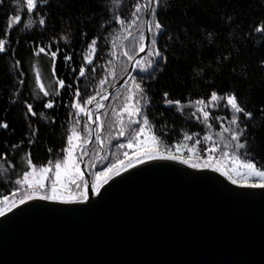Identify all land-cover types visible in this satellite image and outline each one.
Segmentation results:
<instances>
[{
    "label": "trees",
    "instance_id": "obj_1",
    "mask_svg": "<svg viewBox=\"0 0 264 264\" xmlns=\"http://www.w3.org/2000/svg\"><path fill=\"white\" fill-rule=\"evenodd\" d=\"M23 1L0 2V47L6 49L0 53V124L7 123V128L0 127V149L7 157L0 159V200L17 192L16 181L30 159L37 168L54 167L62 162L74 130L81 142L90 138L91 131L85 127L87 117L76 115L70 106L74 103L72 90L66 93L56 88L59 96L45 97L36 83L38 75L46 90L52 91L57 78L63 79L79 88L85 100L96 96L99 101L118 83L125 85L113 91L99 114L103 124L101 146L94 140L83 147L87 167L93 162L97 165L90 169V175L98 171L100 163L101 168H107L127 159L125 143L133 140L134 130L144 125L145 118L149 124L144 126L162 150L169 151L186 140L199 154L216 147L264 169V34L255 28L264 24V0H50L44 9L49 18L46 28L35 27L37 21L31 13L25 14ZM138 6L142 10L137 14ZM20 8L22 14H16ZM149 12L153 14H148L147 49L128 79L130 60L144 42ZM16 15L23 17L22 25L9 26ZM25 17L32 25H24ZM116 18L126 23L121 26ZM157 20L163 26L160 30L154 28ZM93 39L98 45L95 58ZM38 46L60 50L57 76L52 75L49 55L34 54ZM155 50L166 59L150 56ZM68 54L73 57L71 61L63 59ZM85 57L94 63L87 64ZM79 67L86 69L84 77L74 71ZM93 67L95 71H87ZM136 84L141 85L140 90ZM212 91L237 93L241 104L253 112L252 120H241V125L248 124L244 149H236L235 141L222 145L227 140L217 136L223 127L235 130L227 119L232 115L227 107L209 109L213 115L204 121L189 114L196 101ZM164 93L179 104L168 105ZM49 100H54L56 107H43ZM28 104L36 115H29ZM130 120L139 123L130 124Z\"/></svg>",
    "mask_w": 264,
    "mask_h": 264
},
{
    "label": "water",
    "instance_id": "obj_2",
    "mask_svg": "<svg viewBox=\"0 0 264 264\" xmlns=\"http://www.w3.org/2000/svg\"><path fill=\"white\" fill-rule=\"evenodd\" d=\"M81 166L86 200L27 199L0 216V264H264V189L150 159L97 194Z\"/></svg>",
    "mask_w": 264,
    "mask_h": 264
},
{
    "label": "rangeland",
    "instance_id": "obj_3",
    "mask_svg": "<svg viewBox=\"0 0 264 264\" xmlns=\"http://www.w3.org/2000/svg\"><path fill=\"white\" fill-rule=\"evenodd\" d=\"M22 3L23 5L21 7L26 6V0H24ZM22 12H23L22 8L17 9L15 11L16 14L19 13L22 14ZM26 18L27 17H25L24 19V25H32L31 21H27ZM15 24H16L15 20L11 19V21L9 22V26H13ZM132 60H130V65ZM126 77L130 79V75L127 74ZM36 83L40 87L41 84L40 80L37 79ZM119 85L120 86H115L113 89L107 91L106 93L104 92L102 94V97L100 95L101 98L99 100V105H100L99 109H98L97 101H94L95 103L94 109H93V104L85 105V108H90L91 113L94 114V115L86 116L87 120H85V127L87 128V130H89V132L91 131L90 138L87 140V142H81L80 136L74 130L71 133V135H69L66 152L61 162L62 163L61 168L56 169L55 166L54 167L45 166V167L37 168L31 164L28 165L24 173L20 176L19 179H17L23 181L24 174L27 173L28 174L27 180L24 181L23 185L17 184L18 190L15 194H13L8 198H4L0 200V208H3L5 211H7L10 208L14 207L15 205L19 204L21 199L24 200L40 199L39 197L42 195L51 196L53 194L52 193L53 185L55 186L56 189L55 195L57 198L55 200L53 199H45V200L59 201V202L80 201V199H76V197H78L81 193L85 191L84 184L86 182L81 165L83 164L85 170L89 172H92L93 169L97 168L95 162H93L90 168L87 167V163H85L82 154V148L86 146L87 143L90 144V142L94 140L99 144V146H101L99 134L103 128V124L101 122L102 120L99 119L96 123H90V121L94 120L96 116H99L100 112L104 108V104L107 103L111 98L113 91L117 88H123L125 86L122 85V82H120ZM105 96L107 97V99L104 98ZM199 107L200 105H196L195 107L192 108L193 111L190 109L189 114H192L194 118H196L197 120L204 121L202 115L197 111ZM217 109L218 108H213L210 110L214 111ZM179 110L181 111L182 109L179 108ZM79 116L82 118V115ZM218 120L221 127H223L224 124L220 121V119ZM140 128L144 129L143 133L139 134L138 136L137 134H135L132 141L130 140L128 141V143H125V151L123 153H128L129 156H132L134 158L136 152H141L142 155L144 156L143 161L150 160L148 159L149 155L152 156L151 159H167L165 157L174 155L177 157V159H168V160L182 164L192 170L213 171L217 173L219 176H221L228 184L234 187H246L243 185L252 182L248 179L251 174L250 169H248L245 166L246 162L249 161H243L238 158H234L233 153L229 152L228 150L222 153L221 151L222 149L212 147V149L208 148L202 155V153L199 154V150L195 146L190 145L186 140H184L181 141L179 144H175V146H173L169 151H166L159 148L156 138L155 139L153 138L155 136L148 130V128H146L144 125L141 126ZM225 128L227 127H223V130L217 135L218 137L227 140V141H223L222 145L226 144L227 142L228 143L233 142L230 138V133L225 132L224 130ZM129 143L132 144L131 148L128 147ZM70 153H71V157L69 156ZM78 157H80L79 160L77 159ZM64 161H67V163H63ZM120 161H124L126 164L129 163L128 158L127 159L124 158ZM183 161H187V163H184ZM101 165L102 164L100 163L99 164L100 167H98V171H95L93 174L89 176L91 182V188H92V184L95 182L96 174L98 172L107 171V168H109L112 164L106 165L107 168H101ZM45 168H48L49 171L45 172L44 171ZM124 170L125 168L121 166L120 172ZM57 173H59L58 177H57ZM114 176H116L115 168H113V172L109 174L108 180ZM232 180H236V183L235 184L232 183ZM41 183L45 184L44 189H40L38 187V185ZM28 185H30L31 187H28ZM77 185H80V187L78 188Z\"/></svg>",
    "mask_w": 264,
    "mask_h": 264
},
{
    "label": "snow or ice",
    "instance_id": "obj_4",
    "mask_svg": "<svg viewBox=\"0 0 264 264\" xmlns=\"http://www.w3.org/2000/svg\"><path fill=\"white\" fill-rule=\"evenodd\" d=\"M0 2H2V0H0ZM157 3H159V0H157ZM50 4V0H26V12L25 14L31 13L34 17V19H36L37 23L35 25V27H45L47 26L48 23V17L46 12L44 11L45 8H47ZM141 7H136L135 11L136 13H140L141 12ZM149 16H151L153 13L149 12L148 13ZM158 15V13H157ZM13 19L15 20L16 24L18 25H22V20L23 17L16 15L13 16ZM116 22H118L121 26H123L126 21L124 19L121 18H116ZM162 23L157 20V22L154 24V28L157 30L162 29ZM256 31L260 32L261 34H264V24H257L255 26ZM152 30V27L150 26L149 31ZM6 32H10V28H8V26H6ZM158 34V33H157ZM0 39H3L2 37H0ZM153 43H155V41H153ZM91 46H92V54L93 57L95 58V49L97 48V41L95 39H93L91 41ZM145 49L143 47V45L140 47V51L143 52ZM60 50L57 49L56 51H47L45 47L42 46H38L37 49L34 51L35 55H49L51 57L52 60V75L53 76H57V72H56V59H57V55L58 52ZM0 53H6V49L4 47H0ZM125 55H128V53H125ZM150 56H156V57H160L161 60L166 59V57L161 56V52L158 50H155L152 53H149ZM64 60L66 61H71L73 59L71 54L65 55L63 57ZM85 61L87 64L92 65L94 63L93 59H88L87 57H85ZM17 64H19V61L16 62ZM74 71L78 72L79 77H84L85 76V72L86 69L84 67H79L77 69H74ZM87 71H95V68H89L87 69ZM37 79L39 80V75L37 76ZM23 82V81H21ZM104 83V82H102ZM56 88H59L61 90H64L67 93V90L71 89L72 90V96H73V100L74 103H71L70 106L74 107L76 109V114L77 115H85V116H89V115H94L91 113V109L90 108H85V105H92L93 101H97L96 96H91L88 99H84L81 96V90L79 88H74L73 84L71 82L69 83H65V81L63 79H59L57 78V84L56 87H54L52 89V91H48L45 89V86L43 83L40 84V91L43 93V95L45 97H55V96H59L60 93L59 91L56 90ZM136 89L140 90L141 89V85L140 84H136ZM165 98L167 99L168 97V93H164ZM105 99H107V97H104ZM167 103L170 106H174V105H178L179 102L178 101H173L171 99H167ZM197 105H200L201 107H199L197 109V111L202 115L204 120H208L210 118V116L213 115V113L211 111H209V109H213V108H218L221 106L227 107L228 109H230L232 115L227 117V119L229 120V123L231 125L235 126V130L231 129V128H225V132L230 133V138L232 141H235V145L234 147L236 149H244L246 147V144L248 143V141L244 138L245 137V132L244 130L247 129L248 124L245 123L243 125H241V120H247L250 121L254 118V114L252 111L248 110L247 107L245 105H242L240 102V99L238 97L237 93H232V94H228L225 95L223 93H218L217 91H212L209 93L208 97L205 99H199L196 101ZM97 105H98V109L100 107L99 105V101H97ZM43 107L48 108V109H53L54 107H56V103L54 100H49V101H45L43 104ZM134 107V106H133ZM27 112L29 113V115H36L37 113L34 111L33 106L31 104H28L27 106ZM136 115H139V111L137 110L135 112ZM128 115L131 117L133 115L132 112H129ZM100 119L99 116H96L94 120H91L90 123H96L98 120ZM224 119V118H221ZM131 123H139L136 120H130V124ZM143 124L144 125H148L149 124V120L147 118L143 119ZM0 127L3 128H7V123H2L0 124ZM137 134V136L141 133H143L144 129L143 128H139V129H135L134 130ZM35 134V133H33ZM120 135L123 136L124 133L123 131L120 132ZM155 139V137H153ZM120 147H124V145H121ZM128 147L131 148L132 144L129 143ZM83 148H82V152H83ZM84 154H87L86 152H84ZM128 160L129 163H125L124 161H120L118 164L113 165L112 167L107 168V171H102V172H98L96 174V178H95V182L92 184V192L93 193H97L98 194V189L108 180L109 174L113 172V168H115L116 170V175L120 174V167L123 166L125 169L133 166L135 163H139V162H143L144 160V156L142 155L141 152H136L135 153V157L133 158L132 156H129L128 153L124 154ZM69 156L71 157V153L69 154ZM6 153L0 149V159H6ZM152 156L149 155L148 159H151ZM167 159H177L176 156L174 155H170L165 157ZM78 160L80 159V157L77 158ZM184 163H187V161H183ZM29 163L31 164V159L29 161ZM63 163H67V161H64ZM75 163V162H73ZM62 166L61 162H57L55 163V168L56 169H60ZM245 166L250 169V176H249V180L252 181L250 183H247L243 186L246 187H251V188H260V189H264V169L259 168L258 166H256L254 164V162H246ZM45 172L49 171L48 168L44 169ZM79 171V170H77ZM59 173H57V177H58ZM27 176L28 174L25 173L24 177H23V181L22 180H17L16 183L18 185H23L24 181L27 180ZM232 183H236V180H232ZM28 187H31L30 185H28ZM38 187L40 189H44L45 188V184L41 183L38 185ZM77 187L79 188L80 185H77ZM84 188L85 191L83 193H81L78 197H76V199H80V200H86L88 197V184L87 182H85L84 184ZM56 189L55 186L53 185L52 187V195L48 196V195H42L39 198L40 199H53L55 200L57 197L55 195ZM20 203L23 204L25 203L24 199L20 200ZM5 215V210L3 208H0V216Z\"/></svg>",
    "mask_w": 264,
    "mask_h": 264
},
{
    "label": "bare ground",
    "instance_id": "obj_5",
    "mask_svg": "<svg viewBox=\"0 0 264 264\" xmlns=\"http://www.w3.org/2000/svg\"><path fill=\"white\" fill-rule=\"evenodd\" d=\"M128 74V73H127ZM131 75V74H130Z\"/></svg>",
    "mask_w": 264,
    "mask_h": 264
}]
</instances>
